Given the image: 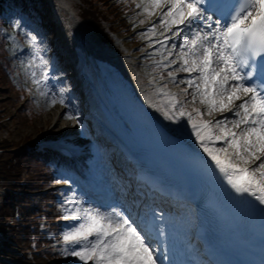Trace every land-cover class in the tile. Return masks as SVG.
Listing matches in <instances>:
<instances>
[{
    "label": "snow or ice",
    "instance_id": "1",
    "mask_svg": "<svg viewBox=\"0 0 264 264\" xmlns=\"http://www.w3.org/2000/svg\"><path fill=\"white\" fill-rule=\"evenodd\" d=\"M136 7L142 8L148 18L158 17L164 32H171L156 43L168 42L182 34L184 27L192 30L191 39L178 45L182 51L171 61H179V67L168 71L167 76L175 80L176 72L187 73L188 78L180 81L187 85L182 91L187 95L192 89V102L199 97L205 112L199 108L186 110L176 94L165 88H157L163 99L152 107L169 121L186 119L200 149L237 194L229 195L264 212V0H140ZM147 32L155 34L156 25ZM27 41L33 50L29 66L39 60L36 66L43 68L47 62L37 47L36 36L28 34ZM163 66L168 68L169 64ZM31 75L37 87L48 79L46 68L40 79L35 72ZM50 102H57L55 96ZM59 102L63 104L64 100ZM213 113H229L234 119L203 118ZM65 118L79 123L78 116L70 112ZM218 143L222 146H215ZM85 203L72 192L61 205L63 218L71 221L61 234L63 256L77 258L81 264H161L158 247L152 246L136 220L115 207L101 211L90 204L85 207ZM156 219L162 217L153 214Z\"/></svg>",
    "mask_w": 264,
    "mask_h": 264
},
{
    "label": "trees",
    "instance_id": "2",
    "mask_svg": "<svg viewBox=\"0 0 264 264\" xmlns=\"http://www.w3.org/2000/svg\"><path fill=\"white\" fill-rule=\"evenodd\" d=\"M140 0H75L76 15L94 30L97 39L111 42L113 32L129 34L128 39L137 42L141 34L131 30L129 16L134 10L146 15L136 4ZM14 8L36 11L39 21L50 27L48 0H0V96L14 108V122L25 126L38 114L46 111L48 105L42 100L41 90L32 83V77L24 67V57L17 50L26 44L24 28L13 15ZM151 55L143 57L150 61ZM149 69L158 68L159 76L166 73L160 64L148 63ZM181 95L186 98L184 92ZM184 106L193 108L190 105ZM5 103L0 102V124L6 114ZM49 136V135H48ZM16 148V149H15ZM52 152L36 149L35 137L30 133L19 134L15 138L0 136V243L10 245L17 253L12 255L29 264H44L49 260H58L59 255L44 247L47 235L37 228V219L47 217L51 220L53 233H61L59 229L61 205L65 200H57L59 192L64 188L52 185L56 178L57 167L50 162ZM57 201L47 205V201ZM51 235L50 239L57 236ZM25 249L30 251L25 254ZM0 251L6 252L2 248ZM77 259V258H76ZM78 260V259H77ZM1 264V263H0Z\"/></svg>",
    "mask_w": 264,
    "mask_h": 264
},
{
    "label": "rangeland",
    "instance_id": "3",
    "mask_svg": "<svg viewBox=\"0 0 264 264\" xmlns=\"http://www.w3.org/2000/svg\"><path fill=\"white\" fill-rule=\"evenodd\" d=\"M73 0H55L59 4V8L55 7V5L52 6L53 10L51 15L59 20L62 18V13H65V11L72 10L71 3ZM16 10V11H15ZM14 12H22L20 9L15 8ZM21 19L24 21V24L27 28L28 34L37 36L35 27L37 26L38 30L43 32V25H38V18L37 14L34 12L30 16L20 14ZM47 16V15H46ZM149 19V18H148ZM147 19V20H148ZM146 20V21H147ZM146 21L144 24H138L136 20H132V23L134 24V28H138L141 26H149L146 24ZM36 24V26H35ZM158 26H156V29L160 28V23L157 22ZM171 32H164L163 26L160 30V34H163V36H168ZM55 34V37H54ZM50 36V39L53 40V43H55L53 48V52L49 53V59L48 63L50 66H45L43 68L38 67L36 65L40 64L39 60H36L31 66L28 65V68L32 70V72L36 73V76L38 75V71H36V67L40 71H43L45 68L49 71L47 75H50L53 79L49 81L48 86H46L45 82L43 81L42 87L46 91V99L49 101V108L47 111L37 115L30 121L28 124L25 126H20L19 124L14 122V108L9 106L4 98L0 96V102L5 103L7 110L6 114L1 117L2 119V124H0V136H9L11 138L17 137L19 134L22 133H30V135H33L36 137L37 141L42 142V139H45L48 134L54 135L55 138H67L69 141L77 144H81L85 141H87L90 137L91 134V129L89 128L88 124L89 121L84 119V115H86L84 108L81 106V99L76 100L75 99V92L71 93L69 91L70 89H73L74 83H71L73 81L71 79V74L72 72V66L70 63L64 61L62 58L65 57V45L62 42V40L58 37L57 32H54ZM123 35H115L114 41L111 43V46L114 47L117 50V53L119 56L126 58L128 61L131 70L133 73H135V77L138 79V81L141 83V85L144 87V92L146 96L150 99L152 104H160V101L163 99L162 95L157 93V88H165L167 91L171 93H175L176 96L178 97V87H184L187 88L186 84L180 83L181 80H185L188 78V74L184 72H176V78L175 80H171L168 77V82L165 87H161L157 85V81H153L154 76L150 74V71L147 69L146 64L142 61L141 59V54L144 53V49L150 50V51H159L165 48V45H169L171 49L173 50L171 55L167 56L168 59H177V55L182 51L179 48V44L182 43L180 42L177 47L173 48L172 45L170 44L171 42L174 41V39H170L166 43H156L157 39L153 40H148V38L145 39L147 41V46L146 48L143 47L140 48V46L133 45L129 43L127 40L123 39ZM45 40H47L48 36L44 34L43 36ZM174 38V37H173ZM183 41V39H182ZM61 42V43H60ZM37 47L39 46L38 42L36 41ZM30 47V46H29ZM40 49V54L43 56L44 60L46 61L44 57V51L42 48L39 46ZM29 49V48H28ZM56 50L59 51V53H63L61 57L57 55L56 57ZM183 51H187V49H184ZM33 53V52H32ZM31 55V54H30ZM32 56V55H31ZM178 68V67H176ZM174 69V71L176 70ZM60 70V71H59ZM56 74V72H58ZM153 81V82H152ZM69 83L70 85L68 86L69 88L66 87V84ZM62 85L65 89H61ZM77 93V92H76ZM192 89H188V94L187 97L189 98V103H191L193 106L201 109V111L205 112V105L201 104L199 101V97H197L195 102H192V97H191ZM55 96L57 102L56 103H51L50 100L51 98ZM63 99L64 102L67 101V104H61L59 102L60 99ZM157 109V108H156ZM158 111V110H157ZM72 113V115L78 116L79 123L77 124L75 119H66L65 114L66 113ZM162 116V112L158 111ZM215 113H213L214 115ZM212 115V116H213ZM164 117V116H163ZM224 117H227L229 120L234 119L233 116L227 115V116H221L217 117L214 119H222ZM204 119H211L207 114L203 116ZM169 124L172 127H176L177 125H182L183 129L185 132H187L188 135L191 134L190 128L187 126L186 119L181 121L180 123H176L173 121H169ZM231 127V124L228 125ZM40 132V134H38ZM183 132V131H182ZM82 134H86V137L84 138ZM192 135V134H191ZM217 147H220L219 143L215 145ZM16 149V148H15ZM57 183H65V180L63 178H59L57 180ZM85 207H87V204H84ZM65 214V213H64ZM56 242V243H55ZM54 243L58 245V249L60 250L61 245L60 242L55 241ZM9 258V257H8ZM59 264H81L79 261H74V260H60Z\"/></svg>",
    "mask_w": 264,
    "mask_h": 264
},
{
    "label": "bare ground",
    "instance_id": "4",
    "mask_svg": "<svg viewBox=\"0 0 264 264\" xmlns=\"http://www.w3.org/2000/svg\"><path fill=\"white\" fill-rule=\"evenodd\" d=\"M57 34L65 45V57L72 64V73L75 76L74 90H80L83 95V104L86 116L91 123L93 134L102 136L104 139L113 140L112 132L101 118L98 108L100 93L94 80V61L101 59L112 65L117 73L123 77L140 96H145L144 87L135 78L126 58L118 56L113 48L99 44L86 36L85 29L75 19H68L57 25ZM90 114L93 117L90 118ZM169 127V126H168ZM170 128V127H169ZM172 129V128H170ZM180 135L187 143H196L193 135L180 134V128L172 129ZM189 216L184 211L178 218L172 219L174 225H184L188 222ZM9 264H17L7 259Z\"/></svg>",
    "mask_w": 264,
    "mask_h": 264
}]
</instances>
